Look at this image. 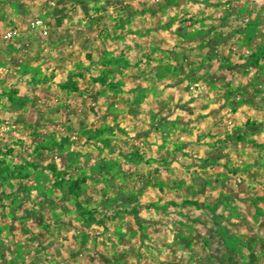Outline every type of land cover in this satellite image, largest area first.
I'll return each mask as SVG.
<instances>
[{
  "label": "rangeland",
  "instance_id": "obj_1",
  "mask_svg": "<svg viewBox=\"0 0 264 264\" xmlns=\"http://www.w3.org/2000/svg\"><path fill=\"white\" fill-rule=\"evenodd\" d=\"M0 264H264V0H0Z\"/></svg>",
  "mask_w": 264,
  "mask_h": 264
},
{
  "label": "built area",
  "instance_id": "obj_2",
  "mask_svg": "<svg viewBox=\"0 0 264 264\" xmlns=\"http://www.w3.org/2000/svg\"><path fill=\"white\" fill-rule=\"evenodd\" d=\"M31 29L33 31H39L40 33L47 35L48 31L46 28V24L42 18H36L31 23Z\"/></svg>",
  "mask_w": 264,
  "mask_h": 264
}]
</instances>
